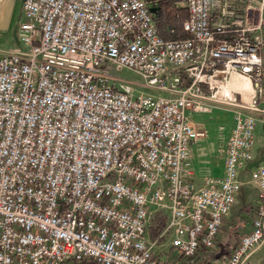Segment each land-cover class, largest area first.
Wrapping results in <instances>:
<instances>
[{"label":"built area","instance_id":"2783aa9c","mask_svg":"<svg viewBox=\"0 0 264 264\" xmlns=\"http://www.w3.org/2000/svg\"><path fill=\"white\" fill-rule=\"evenodd\" d=\"M157 1L20 0L21 46L0 50V264H249L261 163L249 229L212 249L264 114V0H178L184 35L169 37ZM215 105L231 111L222 173L196 185L187 114Z\"/></svg>","mask_w":264,"mask_h":264},{"label":"rangeland","instance_id":"374dc122","mask_svg":"<svg viewBox=\"0 0 264 264\" xmlns=\"http://www.w3.org/2000/svg\"><path fill=\"white\" fill-rule=\"evenodd\" d=\"M16 45L21 46L17 42V40L15 41V46ZM114 74L128 81L135 82L138 80L137 74L129 68L122 67L115 71ZM231 81L232 84L235 85L234 87L240 90L241 93H239V96L241 95L243 99H246L248 93V85L245 80L242 78H236L235 80L232 79ZM141 89H143L144 92L151 91L148 88L142 87ZM191 118V124L193 128L201 132L192 143L200 144L206 142L210 147V151L208 152L210 154V163H208L207 161L205 165L206 168L211 165L210 172L203 167V161L201 160L203 159L202 156L198 155L197 161H193V159L191 158V153L189 154V160L192 167V181L194 184L198 185L201 184L204 177L215 176L219 173V167L213 166L214 163L218 161H216V156H218L220 152V146L225 142L226 136L229 132V128L231 125V111L225 106L215 105L207 111L193 113ZM248 166L249 162L247 160L245 162V168L240 171L238 176L239 179L242 180V183L237 193L235 194L234 202L227 214L228 216H225L224 218L225 224L229 223L232 227L229 229H222L223 225H221L220 231L216 238V244L212 249V254L219 255L221 253H225L229 246L233 245L236 242V237L242 230L243 221H247L250 219L249 212H247L246 209H248L250 199L254 194L255 189L248 183L247 180L245 181V179L248 178ZM162 222L163 217H160L157 220L156 225L159 227L161 226ZM151 227L153 226L151 225ZM150 233L152 234L153 231L150 230ZM165 246L166 241L163 244V248H165ZM162 252H165L164 255L167 258L173 257L172 254H170L168 251H165L164 249L162 250ZM174 258L176 257L174 256Z\"/></svg>","mask_w":264,"mask_h":264},{"label":"crops","instance_id":"0c3cea01","mask_svg":"<svg viewBox=\"0 0 264 264\" xmlns=\"http://www.w3.org/2000/svg\"><path fill=\"white\" fill-rule=\"evenodd\" d=\"M175 4L181 5L182 3L179 1H176ZM156 8H157V5L151 6V10L153 11H155ZM19 14H20V0H0V50L10 49L13 46H15L16 39H15V34H14V28H15V22L18 19ZM192 114L193 113L187 114V117L189 116L190 122L192 121L191 120ZM258 116H261L262 118L261 120H258L256 122L254 129H253L252 146L250 149L251 158L248 160L249 166L247 170L250 167L255 166L256 164H259V163L264 165V114L258 113ZM223 144H221L220 149H219L220 152L218 156H216L217 157L216 161L217 160L218 161L214 163V166H213V167H217V166L219 167L218 175L222 173V146ZM209 151H210V147H209V144H207L206 142H203L200 144H197V143L193 144L192 142L190 143L189 153H191V158L193 159V161H197L198 155L202 156L203 159L201 160L203 161V165H204L203 167L206 170H209L210 172L211 165H209L207 168L205 166L207 161L208 163H210V154L208 153ZM241 170H239L238 176ZM239 180L242 181L241 179ZM246 180L247 179H245V181ZM223 220L224 221L222 224L223 225L222 229L223 228L229 229L232 227L229 223L225 224V219ZM248 229H249L248 220L243 221L242 230L237 235L236 240L238 239V236L241 233L247 231ZM249 264H264V235L256 244L251 246L250 252H249Z\"/></svg>","mask_w":264,"mask_h":264},{"label":"trees","instance_id":"16d2710c","mask_svg":"<svg viewBox=\"0 0 264 264\" xmlns=\"http://www.w3.org/2000/svg\"><path fill=\"white\" fill-rule=\"evenodd\" d=\"M178 0H158L154 11L157 33L162 37L183 36L180 22L185 16L184 6L176 5Z\"/></svg>","mask_w":264,"mask_h":264}]
</instances>
